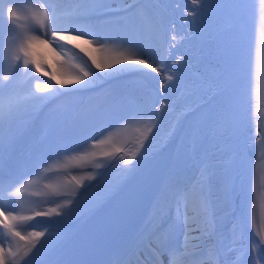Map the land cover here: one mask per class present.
<instances>
[{"label":"bare ground","instance_id":"obj_1","mask_svg":"<svg viewBox=\"0 0 264 264\" xmlns=\"http://www.w3.org/2000/svg\"><path fill=\"white\" fill-rule=\"evenodd\" d=\"M204 1L197 0L196 4L193 3V0L185 1L192 11L183 13L182 8V11L178 13L179 15H174L175 21L173 23L178 25L176 28L182 31L181 36L178 37L179 46L173 49L174 54L177 56L171 60L167 69L164 70L163 77H159V80L162 79L163 81L160 88L161 98L165 99L166 104L164 107L160 104L156 105L157 110L154 119L147 127L137 133L127 148L121 147L119 140H110L114 129L110 132L111 134L109 133L111 128L116 125L119 126V124H124L125 128H128L131 116L142 107V103L139 104L138 101L128 103L127 99L124 100L127 94L114 95L113 98L116 99L114 103L122 101V107L118 110L119 113L116 112L115 114L104 103L105 99H102V101L95 99L92 103L87 104L86 97H84L82 114L66 116L68 119L63 123L64 128L56 129L55 133L57 136L60 134L61 138H70L71 135L80 138L82 135H87L88 132H92V136H94L84 144L65 151L68 154V159L77 161L83 157L88 160L90 156H104V153H111L112 159L103 176L88 186L87 190L83 191L65 210L60 211L61 216L58 217L55 212L52 214L46 209L52 214L47 220L52 219L55 223L54 226L51 229L46 228L43 230L46 233L45 237L41 239L28 257L18 258L17 264H25V261H27V264H49L71 245L80 232L88 228L110 197L121 188H124L127 182L135 186L141 180L144 182L143 179L146 182L140 189L144 207L142 206L139 210L136 209L141 225L137 233L134 234L137 238L133 240L134 235L131 236L129 244L124 247V251L121 253L134 251L136 246L142 242L146 243L145 250L151 257L162 260L166 259V251L163 255L158 254L164 247L171 241H179L184 245L181 248L183 252L198 255L195 256L199 258L198 264H257L258 261L259 264H264V207L262 205L264 177L260 173L264 169V144L260 143L264 132L257 136V130H252L253 126L258 129L260 125L255 124L256 122L253 121L254 113L251 112L253 107H262V110L264 107V81H262L264 80L262 79L264 77V50H262L263 55L258 50L260 52L258 56H262L260 61H257L258 65L254 69L248 67V65L246 67L249 69L244 67L241 62V65L238 66L234 84L225 86L220 70L221 56L219 57L218 53L217 55L214 54L212 52L214 48L209 47V44H214L216 51H218L225 40H229L231 43L234 40L232 37L231 39L230 37L226 38L231 36L230 32L241 31L244 35L245 25L239 15L235 18V21L227 20L226 24L215 25L214 16L211 23L199 22L195 17L201 16L200 10H197L198 13L195 10L199 9V4ZM27 3L33 11L37 9L39 2L28 0ZM132 5V3H129L122 10H126ZM114 9L85 11L75 0H62L59 2L57 14L63 21H71L89 14L117 11V9ZM133 9L122 13V20L115 18L114 15H111L112 17L107 16L112 18L109 21L102 20L99 32H96V34L105 40V47L111 53L124 52L133 57L138 55L139 44L133 47L129 38L111 41L106 33V30H111L115 26L108 23L117 22L118 20L122 21L119 22L122 30L130 28L131 23L128 21L127 16ZM214 9V6H211L210 11H214ZM189 12H192L193 15H189ZM240 19L241 22L239 23ZM6 20V18H3L1 24ZM62 26L67 27L69 25L64 24ZM239 28L240 30H238ZM130 30L132 33V28ZM103 35L105 36L103 37ZM143 35L145 36L143 31L138 33L141 40L144 38ZM241 37L239 45L243 43V37ZM242 49L244 48L242 47ZM242 49L239 51L242 52ZM89 51L94 56L99 55L91 48H89ZM36 52L37 55H42L46 59L51 58V53L43 46H38ZM57 52L62 53V59L67 61L70 71L77 70L73 65L79 66L74 59L75 57L83 61L85 59L82 54L78 53V50L67 44L64 45L62 50L58 48ZM240 55H242L240 56L242 58L245 57L243 56L245 54L241 53ZM203 62L205 66L201 67L200 70L206 73L214 69L216 73H214L215 77L212 78L214 80L219 76V79L217 82L216 79L215 83H211L208 89H206L207 86H205V90L200 88L199 92H202V90L205 92L203 91L200 98H194L191 94L192 91H189L191 88L188 89L190 87L189 82L183 83L182 79L184 77L190 78L191 83V80L197 77L194 69L199 63ZM10 63H12L11 59L4 64L2 70L4 75L9 73ZM138 67L142 70L118 75L115 79L124 80L127 76L129 78L135 73L142 74L144 77L154 73L151 69ZM198 67L196 70L201 74ZM175 69L182 70V72L177 74L173 71ZM191 70H194V72H190ZM187 81L189 80L187 79ZM259 82H261L260 87ZM200 86H203V84ZM61 90L65 89L59 91ZM67 97L56 96L53 99L46 100L41 103L40 108L45 107V105L53 107L59 102H63ZM187 99L189 101H186ZM227 99L231 100V112L238 124V141L233 135V129L221 127L222 117L229 106ZM94 106L95 108H93ZM34 108L37 109V104L34 105ZM98 109H101L102 114H97L96 110ZM124 111L126 112L124 113ZM214 113H216L215 119L212 118ZM207 115L208 119L206 118ZM240 115L243 116V119ZM203 117L205 119L202 121ZM211 118L213 119L212 122L210 121ZM103 125L106 127L103 128ZM204 126L205 129L202 128ZM98 127H101L100 133L103 134L99 135ZM261 127L264 128V123ZM200 129L203 131L202 134L199 133ZM48 135L49 132L44 131V137ZM49 138L51 137L49 136ZM43 140L49 139L45 138ZM93 147H102L100 154H90L89 156L88 153ZM254 149L255 151H261L257 159H254L255 154L257 155V152H253ZM159 153L168 154V159L162 166L157 183H154L151 182L152 175L149 176L144 173L146 170L144 165ZM133 166H135V171L131 175H126ZM76 169V167L73 168V171L75 172ZM237 171L240 175L234 178ZM55 179V177L50 179L52 181L50 184H54L53 180ZM181 183L185 184L187 188L183 196H180L178 192V186ZM226 185L236 186L231 201H227L224 196ZM11 190L15 191L16 187H12ZM74 193H77V191ZM147 196L149 204L145 202ZM138 202L140 203L141 200L139 199ZM0 206L15 207L17 213L21 214L17 209L18 206L15 204V200L7 198V192L0 196ZM25 208L30 207L26 206ZM180 208L187 225L183 233L179 232L180 235H176L172 223L167 228H162V225L169 216L174 215L172 210L174 213H181ZM66 213H70V215H64ZM27 224L29 225L28 222ZM2 229L0 226V232H2ZM159 229L162 231V237L156 235L155 231ZM24 231L28 233L27 230ZM151 235L152 239H150ZM8 239L9 237L3 231L0 235V242L4 243L6 250L9 247ZM12 246H14V242ZM262 253L263 255H261ZM140 261L145 264L143 258ZM110 263L124 264L127 262L125 258L119 260V256L114 255L98 261V264Z\"/></svg>","mask_w":264,"mask_h":264},{"label":"snow or ice","instance_id":"obj_2","mask_svg":"<svg viewBox=\"0 0 264 264\" xmlns=\"http://www.w3.org/2000/svg\"><path fill=\"white\" fill-rule=\"evenodd\" d=\"M75 2L85 11L99 10L105 7V0H75ZM193 3L196 4L197 0H193ZM57 12V0H39L37 9L33 10L28 17V23L31 26L26 28L17 23L22 19L20 11L15 6L8 7L6 19L12 28L19 30V34L15 36L7 34L0 37V62L5 54L10 55L12 61L9 65V73L0 79V184L6 183L7 185L0 187V196L7 192V198L14 199L15 204L21 209L25 206V201L20 197V193L24 189L17 188L15 191L11 189L22 177H14L10 171L5 170L6 145L10 147L13 143L11 125L14 121L30 122L33 117V106L61 95L60 89L78 92L100 87L103 82L114 79L118 75L141 71L142 69L138 66H142L143 69H151L152 72L158 74L161 71L159 67L153 66L148 57H133L124 52L111 53L105 47V40L96 34L94 24L89 23L85 18L63 21ZM189 15H193V13L189 12ZM64 24L69 26H62ZM9 40L14 42L11 48L7 47ZM65 44L78 50V53L85 58L80 66L73 65L77 68L76 71H70L67 61L62 59V53L57 52V49L62 50ZM38 46L46 48L51 53V58L46 59L42 55H37ZM89 48L99 55H92ZM220 56V70L224 84L225 86L234 84L239 66V52L231 44L223 43ZM21 69H23L22 72ZM17 72L21 73L19 78L16 75ZM35 74H39V76ZM41 78H46V80L40 82ZM33 81H37L34 87L32 86ZM221 127L233 129L236 141L239 140L238 124L231 112V100H229L228 109L222 117ZM6 129L8 130L7 135L5 134ZM103 155L110 156L111 153ZM134 171L135 166L126 175H131ZM239 175L237 171L234 178ZM72 180H75L74 176ZM69 184L71 181L68 184H48L45 185V188L48 190V195L58 199L59 192L66 189ZM235 191V185H226L224 188L225 199L231 201ZM237 194L239 193L237 192ZM31 195L36 196L37 194ZM29 211L32 212L31 215L19 214L15 207L0 206V226L6 230L9 237L7 250L4 243L0 242V264H17L18 258L28 257L41 239L45 237L46 233L43 230H31L27 235H24L23 231L31 227L30 225L26 226L24 222L47 218L50 216V212L38 209H29ZM53 211L55 210L53 209ZM55 215L59 217L62 214L56 211ZM64 215H70V213ZM13 242L14 246H12ZM164 251L170 258H174L178 250L165 246L158 255H163ZM157 264H164V261L158 260Z\"/></svg>","mask_w":264,"mask_h":264},{"label":"rangeland","instance_id":"obj_3","mask_svg":"<svg viewBox=\"0 0 264 264\" xmlns=\"http://www.w3.org/2000/svg\"><path fill=\"white\" fill-rule=\"evenodd\" d=\"M6 1L7 0H0V6H2L0 8V15L2 16V18L0 20V24L3 20V18H6L7 8L15 6L20 11V14L22 17V19L20 21H18L19 24L23 25L26 28L30 27L31 25H29V23H28V17L30 16L32 10L28 7V3H27L28 0H8L7 2ZM185 1H188V0H185ZM185 1L183 2V0H143L137 6V8L134 9L127 16L128 21H130V23H131V25L129 27L132 28V30H133L132 33H131L130 28H127V30H126V28L123 30H122V28H120L121 25H119L120 24L119 22H122L121 18H120L121 20H118L117 22L115 21L112 23H108L111 25H115L113 29L108 30V31L106 30V33L111 38V41H117L120 38L121 39L129 38L130 43L132 44L133 47L137 46V44L140 45L139 53H138V55H136V57H138V58H145V57L150 58V61L153 63V66L159 67L161 69V71L159 72V74L154 72L149 76L147 75L146 77L143 76L141 78H138V74L135 73V74L129 76V78L127 76L126 79H124V80L114 79L112 81V83L107 84L106 87L105 86L103 88L100 87V89H102V91H103L101 94L107 96L108 91L113 89V90L118 91V93L115 94L117 96L127 94V96H125V98H124V100H125L129 97V93L131 95L134 93L136 94L138 91V88L143 85V81L145 80L147 82V85H145V86L143 85L144 87H146V90H145L143 97L145 99H148V101L145 105L146 106L149 105V100H151L155 96V89L158 88L160 91V96H159L157 104L162 105V107L165 106V104H166L165 99L161 98V90H160V88L162 87L163 81H162V79L159 80V77L160 78L163 77L164 70L167 69L171 60H173V58L175 56H177L176 54H174L173 49L175 47L179 46L180 42L178 40V37L181 36L182 30L176 28L178 25L173 23L175 21L173 17H174V15H179L178 13H179V11L180 12L182 11V8H183V11H182L183 13H186L187 11H192L190 9L191 7H189L188 4L185 3ZM254 2H256V3H254ZM258 2H259V0H248V1L247 0H205L204 2L199 4V9L197 8L195 10V12L197 10L198 11L200 10L201 16L195 17V19H198L199 22L204 21L207 23H211L212 22L211 19H213V16H214L215 22H216L215 25L226 24L227 20H230V21L234 20L235 21V18L238 15L240 17H242L244 25H245L244 35L241 31H239V32L235 31V33L230 32L231 36H227L226 38L228 39L230 37V39H231V37H232L234 40L232 41V43L229 40H227L228 42L225 40L223 43H229L232 46H234L239 52V57L242 56V55H240L241 53L245 54L243 56H245L246 58L245 57L239 58L240 59L239 64L241 65V62H242L244 67H246L248 65V67H251V68L253 67V69L258 65L257 63L260 61V59H261L260 57L263 55L262 50H264L263 49L264 48V39H263V37H264V0H260V2L259 3ZM129 3L134 4V0H105V7L103 9H99V10L102 11V10H106L108 8H115L114 10L117 9L120 11V10L124 9L125 7H127L129 5ZM247 5L250 7H248ZM211 6H214V8H215L214 11H210ZM247 8H249V9L247 10ZM185 9H187V10H185ZM198 11L196 13H198ZM251 15H253V16L251 17ZM198 20H196V21H198ZM204 22H202V23H204ZM240 22H241V19L239 20V23ZM128 30H129V32H128ZM238 30H240V28ZM12 31L19 33V30H17V29H13ZM142 31L145 34V36L143 35L144 36L143 40H141L138 36V33L142 32ZM105 35H103V37ZM223 37H225V35H223ZM240 37L242 38V42H243V43H241V45H239L240 44V41H239ZM262 40H263V42H262ZM13 44H12V46H13ZM209 47L214 48L212 52L214 54L216 53V55L218 53L219 54L218 56L220 57L222 45L218 49L219 52L216 51L214 44H211V45L209 44ZM240 47H241V49H242V47L244 48V49H242V52L239 51V50H241V49H239ZM258 50L260 52H262L261 53L262 55L258 56L260 54V52H258ZM9 59H11L10 55L7 54L6 63L8 62ZM74 59L77 61L79 66L84 62L83 60H80L77 57H75ZM245 60H246V62H245ZM254 62H255V64H253ZM199 64L194 69L197 77H195V79L193 78L191 80L192 81L191 83H190V78L184 77L182 79L183 83L189 82L188 85L190 87H188V89L191 88V89H189V91L190 90L192 91L191 94L194 96V98H200V96H202V94H203V91L205 90V86H207L206 89H208L209 86L211 85V83H215V80L217 79L216 80V82H217L219 79V76L214 78V80L212 78V77H215L214 73H216L215 72L216 70H214V69L209 70L210 73L206 72L207 73L206 74L200 70L201 67L205 66L204 62L199 63ZM197 67H198V71H200L201 74H199V72H197V70H196ZM248 67H246V68H248ZM194 70H191L190 72H194ZM21 71H22V69H21ZM173 71H175V73H177V74H180L182 72V70H176V69ZM3 76H4V73H2V76L0 79H2ZM201 76H203L204 78L203 77L201 78ZM196 78H198V79H196ZM187 79L189 81H187ZM262 79H264V77H262ZM193 80H196V81L193 82ZM262 81H264V80H262ZM106 82L107 81L103 82V84H105ZM199 82L200 83L202 82V83L200 84ZM206 82H207V84H206ZM51 83H53V82H51ZM260 83L261 82H259V87H260ZM202 84H203V86H200ZM34 85H32V86L34 87ZM200 88L201 89L203 88L204 90H202V92H199ZM100 89H98V90H100ZM122 91H125V92H122ZM196 94H197V96H196ZM79 97H80L79 100L84 99V96L79 95ZM113 97H111V99H108V98L105 99L104 103H106L108 105V107L111 109V111L112 112L114 111L113 113L115 114L116 112L119 113L118 110L120 107H122L121 106L122 101H120V103L118 101L115 102V103L118 102V104H119L118 105L119 107L117 108L118 109L117 110L115 107H113V103L109 102V101H115L116 100ZM143 97H141V98H143ZM95 99H97V98H94L91 101L86 102V103L90 104ZM102 99H104V97L101 98L100 100L102 101ZM229 100L230 99H227V102H229ZM145 101L146 100H142V102H141V100H140L138 102H139V104L142 103V105H143V103ZM186 101H189V99H187ZM93 108H95V106ZM260 110H261V108H260ZM96 112H97V114H102L101 109L96 110ZM125 112L126 111H124V113ZM263 112H264V107H263ZM121 114L123 115V113H121ZM215 114L216 113H214V115L212 117L214 119H215ZM51 115H53V114H51ZM240 117L243 119V116L240 115ZM206 118L208 119V115L206 116ZM212 118L210 119L211 122L213 120ZM204 119L205 118L203 117L202 121ZM217 119H219V118L217 117ZM151 120L152 119L149 118L148 108H145V110H143L141 113H139V115L138 114L133 115V117L130 120V125L128 128L127 127L125 128L124 124H122V125L119 124V126L116 125L117 126L116 129H115L116 126L111 128L109 133L112 132L113 129L114 130L112 132V135L110 136L111 137L110 140H119L121 147L127 148L128 145L130 144L131 140L137 135V133H139L141 130H143L145 127H147L148 124L151 122ZM255 127L253 126L252 130H257V132H256L257 136L260 133L264 132L263 127L260 126L258 129L257 128L255 129ZM202 128L205 129V126ZM148 131H150V130H148ZM100 132L101 131L98 132L99 135L103 134ZM199 133L202 134L203 131L200 129ZM101 149H102V147H98V148L93 147L90 149L88 155L90 156V154L91 155L92 154H100L99 152H101ZM67 156H68V154L66 152L65 153H62V152L59 153L57 156H55V158H53L51 165H60V166L71 167V168L76 167L77 168L75 171L76 174H78V176L81 178V180L84 183H86V184L90 183L88 186L92 185L95 181L100 179L103 176V174L107 171V170L103 171V173L98 177L97 173H93L89 170L90 165L96 164L93 161L92 156H90V158H88V160H85L83 157H81L80 160H77V161L76 160H70V159H68ZM105 157H106V160L103 162H100L99 164H103V163L106 164V162L108 160H110L108 163V167H109L112 157H111V155L105 156ZM53 183L57 184V183H61V182L55 179V180H53ZM67 190H68V188H66L62 191H67ZM65 203L66 202H60V203L52 202V203H45L43 205H40V207L39 206L38 207L29 206L30 208H25V206H24L25 209L24 208L21 209L19 207L17 209L21 212V214H25V215H31L32 214L31 211L29 212V209H31V208L46 211V212L50 211L53 214L56 211L60 212V211L65 210L67 208V206L69 205L68 204L65 206ZM26 209H28V210H26ZM46 209H48L49 211ZM53 209L55 211H52ZM180 210H181V213H176V212L174 213V211L172 210L173 214L179 220V221H177V223H175L173 225V228L176 230V232H175L176 235H180V233H183V231H182L183 227H182V223L180 220V219H183L182 209L180 208ZM51 213H50L49 217L52 216ZM47 218H38V221L39 222H45V221H47ZM24 223L26 226L28 225L27 222H24ZM1 229H2V226H1ZM44 229H46V228L41 229L39 227H30V228H27L26 230L31 231V230H44ZM3 231L8 236L6 230H4V229H2V232H0V235L3 233ZM23 233L25 235L28 234L25 231H23ZM261 255H263V253ZM262 258H263V256H262Z\"/></svg>","mask_w":264,"mask_h":264}]
</instances>
